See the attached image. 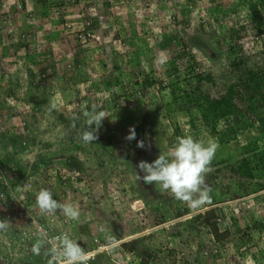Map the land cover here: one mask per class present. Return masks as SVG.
I'll return each instance as SVG.
<instances>
[{
    "label": "rangeland",
    "instance_id": "374dc122",
    "mask_svg": "<svg viewBox=\"0 0 264 264\" xmlns=\"http://www.w3.org/2000/svg\"><path fill=\"white\" fill-rule=\"evenodd\" d=\"M159 1L78 0L74 7L64 2L63 18L55 20L49 19L47 12L60 0H46L48 6L43 8L38 0H24L25 10L12 22L17 25L12 30L14 35L4 36L6 29L0 28V220L10 225L0 231V264H48L46 249L35 255L32 245L41 231L52 239L64 230L70 231L83 248L96 246L94 237L96 243L98 239L107 245L105 233L118 241L115 253L99 254L90 264H264L259 259L264 251V193L258 194L260 199L250 193L256 195L234 200L242 191L239 181L244 180L229 167L211 164L216 179L209 178L208 173L205 180L218 198L194 210L161 192L159 185L139 180L137 174L143 173L134 172L127 162L133 156L126 139L130 128H141L135 129L136 142L146 131L154 136L158 152L151 159L166 154L174 145L170 138L173 122L180 124L184 135L205 142L215 140L207 134L196 109L192 125L186 112L172 111L173 118L168 117L164 103L171 95L166 62L178 57L180 72L173 81L181 90H189L186 70L194 60L196 70L211 72L215 79L201 89L218 96L231 79L226 63L233 41L225 37L247 21L246 4L250 0H218L220 10L210 12H205L209 0H162L164 6ZM5 2L0 0V12L14 13L16 10H7ZM89 5L95 6L90 13L100 20L94 28L87 27L85 20ZM27 9L31 17L25 14ZM87 28L93 29L94 35L84 42L78 35ZM163 38L170 42L164 48L158 45ZM261 40L251 29L235 38L246 56L261 49ZM22 41L30 50L25 64L19 59L24 52ZM208 44L216 54L212 55ZM48 53L55 57H48ZM18 72L30 75L28 84L16 80L13 84L10 77ZM144 76L155 80V86L143 88ZM106 83H110L108 87ZM105 92L111 100L98 139L76 143L75 138L86 127V117L73 121L68 117H78L85 105H99V96ZM9 93L17 97L10 99ZM117 94L119 98H112ZM52 99L57 102L58 113L49 110ZM120 109L127 113L122 121L118 118ZM252 132L239 133L222 146L218 143L213 161L231 153L236 156L248 137L258 135ZM41 188L51 190L57 201L77 206L79 221L67 220L59 211L41 214L36 205V193ZM237 201L245 205L236 212ZM212 207H218L219 230L227 231L223 245L216 244L220 250L217 259L205 255L212 243L209 226L191 220L197 214L202 218ZM182 208L188 212L177 217V210ZM254 222L257 225L253 227Z\"/></svg>",
    "mask_w": 264,
    "mask_h": 264
},
{
    "label": "trees",
    "instance_id": "16d2710c",
    "mask_svg": "<svg viewBox=\"0 0 264 264\" xmlns=\"http://www.w3.org/2000/svg\"><path fill=\"white\" fill-rule=\"evenodd\" d=\"M189 1H192L194 3L196 0ZM64 2H66L67 5H71L74 7L77 4L78 0H60V2L54 3V5L58 6L59 4H62ZM159 2L164 6V2L162 0H160ZM20 3L21 9L16 10L13 4L12 6L14 7H12V10L16 11H14V13L9 12L6 15L10 18V20H8L9 18L4 19V23L6 25L8 24V22H10L9 28L11 31L5 32L7 37H12L14 35L13 32L15 31L12 30L14 27L16 28L17 25L13 23L19 19L17 17L19 12H23L25 10V7L27 6V3H25L24 0H20ZM38 3L42 8L44 6H48V2H46V0H38ZM149 4L150 3L148 2V5ZM246 5L248 11L246 16L247 21L238 24V26L230 30L225 37L228 41H233V43L229 46V51L227 50L228 60L226 63L227 70H230L229 75L231 76V79L228 80L227 85H225L222 93L218 94V96H213L201 89V87L206 83L213 84L215 79L211 72H199L198 70H196L194 66V60L192 59L186 70L189 81L187 86L189 87V90H181L177 85L174 84L173 79L180 72V69L177 66V56H173L166 62L167 68L165 69L166 76H168L167 87L169 88L171 95V98L164 103L165 107L167 108L168 117H172V111H183L186 112V115L188 113V120L192 125V123L195 122L191 120L195 117L192 114L196 109L199 112L200 122L206 127L205 129L207 131V134L215 138V140L221 146L229 143L239 133L242 134L246 131H249L251 133L254 130L258 133V135L253 134V136L248 137L249 140H247L245 144L241 145V148L239 152L236 153V156H233L232 153L231 155H222L219 156L218 160H214L211 163L215 166L218 165L225 168L229 167L232 173L238 175L241 179L244 180L243 182L239 181L242 191L237 193V195L256 192L264 188V0H250ZM94 7V5H89L87 7L89 13L87 14V17L85 19L87 21L86 23L88 24L87 27L90 26L91 28L96 27L98 22L100 21H98L97 14L92 15V13H90L92 8ZM212 9L220 10L218 0L208 1V6H205V12L213 11ZM80 11L83 12L84 10L81 8ZM187 11L189 12V9H187ZM187 11L186 13L188 14ZM228 12L229 11L226 10L225 15H227ZM25 14L27 16L30 15V17L33 15L31 10L28 9L25 11ZM222 18L223 16L219 18V21H221ZM213 19L217 22L218 18L214 17ZM89 28L85 29V31ZM248 29H251L252 32L262 37L260 43L261 49L251 56L244 55L240 44L235 41V38L238 37L239 34L246 33ZM90 30L93 31V29ZM203 38L204 37H202L201 39ZM204 41L206 42V39H204ZM21 43V45H23L24 52L22 53V58L19 59L23 61V64H25L27 57L30 56V54H28L30 50L28 49V45L25 41H22ZM158 43L160 47L164 48L166 47V45L164 44L170 43L169 38H163L162 40H159ZM202 47L203 46H201V48ZM212 47V44L207 45V48L212 50L211 53L212 55H214L216 54V51H214ZM47 56L55 57L53 53H48ZM45 59L48 60V58ZM50 62L52 69H54V63L52 61ZM27 75L28 73L18 72L14 75L13 78L10 77V79L13 84L15 80L18 83L27 82L28 84L27 80H29L30 75ZM12 82H10V84H12ZM155 83L156 81L151 77L144 76L141 85L143 88H148L155 86ZM109 84H107V87L109 86ZM118 84H121L120 81L118 82ZM101 92H99V94ZM10 95L8 96L10 97V99H15V97H17L12 96L14 94ZM119 96V94H117L116 96L113 95L112 98H119ZM18 98L21 97L18 96ZM22 99L24 98L22 97ZM99 100V110L106 112L107 109H109L108 102L111 100V98L109 97V95L106 96L105 92L99 96ZM173 105H177V107L175 106L176 108H170ZM54 110L58 113L56 109ZM83 113L84 111L82 112V110L78 112L79 119H82V117L84 116ZM125 113V109L119 110V121H122L121 119L124 118V116L127 114ZM68 118V121L74 120L73 117ZM221 122L224 125H222ZM102 125H104V122H102ZM1 129L2 128H0V130ZM134 129L140 130L141 128L135 127ZM143 135L145 136L143 139L141 138V140L145 142V148L137 147L136 138L133 140H129L133 156L130 155L127 162L133 165V170L134 172L136 171V173L138 172L137 166L139 161L145 160L152 162L154 159L151 158L156 155L155 151L158 152V146H156L155 144L154 136L150 135L148 131H146ZM183 135V131L180 129V124L173 122L172 134L170 136V138L173 140L172 142L175 144L176 138ZM146 137H148L149 139H147ZM193 137L196 138V136ZM107 142L109 143V141ZM208 176L209 178L211 177L212 180L216 179L213 171L210 172ZM255 178H258V180H252ZM247 179L251 181H248ZM245 181H247V183ZM219 195H222V193L220 192ZM211 198L215 200L218 198V196L211 192ZM262 210H264V206L262 207ZM186 212L188 211L187 209L184 210V208H182V210H177V217ZM215 217L216 214L214 209L205 211L202 214V218L200 214L191 217L192 222L198 223V225L205 224L207 227L209 226V230L212 234V243L210 244V249H206L205 255L209 254L208 256H211L212 259H217L220 256V250L217 249L216 244H221L223 239H225V237L227 236L226 230H219L218 223L216 221L217 219ZM261 222L264 223V221ZM256 225L257 222H254L253 227ZM78 232H80V230H77V233ZM199 245L202 246L201 244ZM222 245L223 244H221V246ZM197 255L199 254L195 255V259H197ZM259 257V259L264 260V251L261 252V255Z\"/></svg>",
    "mask_w": 264,
    "mask_h": 264
},
{
    "label": "clouds",
    "instance_id": "9594fccd",
    "mask_svg": "<svg viewBox=\"0 0 264 264\" xmlns=\"http://www.w3.org/2000/svg\"><path fill=\"white\" fill-rule=\"evenodd\" d=\"M60 5L61 4L58 6ZM49 12L50 8L47 13ZM24 101L25 100H23L22 103ZM49 105V110H54L58 106L54 99L49 101ZM99 108L100 106L97 104L85 105L83 115L86 117V127L75 138L77 142L89 144L98 139V133L102 127V122L105 117H108L105 112L99 110ZM77 119L79 118L74 117V120ZM73 127H75V123ZM135 138V129L130 128L126 139L133 140ZM137 147L145 148V142L143 140L137 141ZM218 148L219 144L214 139L205 142L194 138L192 135L178 136L175 144L166 154H159L152 162L145 160L139 161L137 167L139 172L143 173V175L137 174V177L145 184L159 185V190L161 192L169 193L174 199L186 203L192 209H201L206 204L211 203V188L207 185L205 177L212 171L211 163L215 158ZM63 177L65 178V176ZM251 193H256L257 196L255 197L260 199L258 194L264 193V188ZM256 194L248 193L237 195L234 197L236 198L234 200L241 199L240 201H244L247 196ZM239 202L237 201L235 203L233 209L236 212L243 210L245 205ZM36 205L43 215H54L59 211L67 220L79 221L80 219L81 213L77 206L71 203H61L57 201L54 199L52 191L48 188H41L36 193ZM216 208L212 207L210 209L215 210ZM216 212L215 210V213ZM217 215L218 214H216V216ZM227 217L228 216H226V218ZM216 219L218 222L221 220V217H217ZM226 220H228V218ZM9 226L7 220H0V231L7 230ZM101 231H104L103 228H101ZM95 239L96 237H94L92 242L96 244L94 241ZM105 239L108 247L102 243L105 247L95 252V258L99 254L115 253L116 249L119 247L118 241L107 233H105ZM97 245H101L99 240L96 246L91 245L90 249H96ZM41 249H46L44 255L50 258L48 264H89V261L93 258L81 244L73 238L72 234L70 235L67 232L52 239L48 238L46 232H39L31 250L35 255H41Z\"/></svg>",
    "mask_w": 264,
    "mask_h": 264
},
{
    "label": "built area",
    "instance_id": "2783aa9c",
    "mask_svg": "<svg viewBox=\"0 0 264 264\" xmlns=\"http://www.w3.org/2000/svg\"><path fill=\"white\" fill-rule=\"evenodd\" d=\"M8 1L9 0H7V2H5L4 4H7L6 6L7 7H9V8H7V10H9L10 8L12 9V7H14L15 6V9L17 10V9H21V3H20V1H18V2H16V4H14V6H12L13 5V3L11 4V3H8ZM71 1H73V0H71ZM64 4H66L67 5V3L65 2ZM6 6H4L3 8H5ZM2 10V12H0V20H2V18H3V20L4 19H7V18H9L8 16H6L9 12H7V14L6 15H4V14H2L3 12H5L3 9H1ZM63 13H64V6H55V7H53L52 9H51V11L49 12V14H48V17H50V19L51 18H54L55 20H57V19H59L60 18V16H62L63 15ZM3 15V16H2ZM2 16V17H1ZM8 20H10V18L8 19ZM67 26L68 28L71 26V24L70 23H64V26ZM88 25V24H87ZM5 28L6 29V32H10L11 30H10V22H8V24L6 25L5 23H4V21H2V24H1V26H0V28ZM1 28V29H2ZM92 31L90 30V29H88V30H86V31H83V32H80V34L78 35V36H81L82 37V39H83V41L85 42L87 39H89V37L91 38L94 34L92 33ZM3 35L4 36H6V34H5V32L3 33ZM2 37V36H1ZM64 232H67V233H69L70 234V232L68 231V230H64L62 233H64ZM61 233V234H62ZM71 235V234H70ZM95 242H96V239L94 240ZM98 241V240H97ZM97 244V243H96ZM105 246L104 245H97V247H96V249H90L89 247H84V249L93 257L90 261H92L94 258H95V252L96 251H98V250H100V249H102V248H104ZM90 261H89V264H90Z\"/></svg>",
    "mask_w": 264,
    "mask_h": 264
}]
</instances>
